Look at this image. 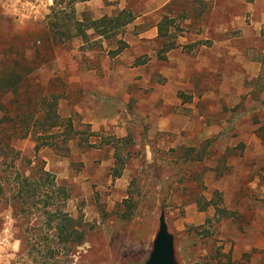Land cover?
I'll return each mask as SVG.
<instances>
[{
    "label": "rangeland",
    "instance_id": "rangeland-1",
    "mask_svg": "<svg viewBox=\"0 0 264 264\" xmlns=\"http://www.w3.org/2000/svg\"><path fill=\"white\" fill-rule=\"evenodd\" d=\"M54 1L61 3L55 11L62 9L72 22L122 10L133 18L102 39L92 29L85 38L57 35L55 59L38 76L45 84L55 73L49 89L73 130L69 138H46L53 144L37 152L33 136L13 141L25 157L43 160L69 192L64 211L86 231L72 264H145L161 214L176 264H264V67L246 74L240 56L225 54L220 45L216 60L209 50L213 38L231 40L243 53L244 35L258 48L250 62L264 64V0H212L209 7L172 0L160 8L159 0H0V14L9 21L4 30L42 31L54 20ZM247 3L255 10L248 12ZM204 11L203 20L216 29L202 24ZM152 28L157 36L161 28L162 36L152 38ZM140 31L146 32L142 39ZM172 49L188 58V81L177 88V100L164 76ZM197 56L205 67L192 75L187 65L195 67ZM103 68H139L151 76L129 84L130 72L121 74L113 106L110 94L85 95L74 81ZM87 109H98L106 121L87 122ZM6 168L0 163V171ZM5 198L0 196V264H29L18 239L22 229ZM124 199L140 200L126 223L119 219Z\"/></svg>",
    "mask_w": 264,
    "mask_h": 264
},
{
    "label": "trees",
    "instance_id": "trees-1",
    "mask_svg": "<svg viewBox=\"0 0 264 264\" xmlns=\"http://www.w3.org/2000/svg\"><path fill=\"white\" fill-rule=\"evenodd\" d=\"M60 4L54 1V20L42 31L20 33L11 26L4 30V22L9 21L0 14V163L8 167L0 171L3 173L0 196H6V208L18 222L19 232L22 229V239L21 236L18 239L29 264H72L76 247L86 236L82 223L64 211L69 199L66 187L59 185L45 169L43 160L25 157L13 145L15 140L33 136L37 152L40 145L53 144L46 138H69L73 130L71 122L59 116V97L49 89L55 73L45 84L38 73L53 63L58 34L66 40L85 38L86 30L92 29L97 36L106 37L122 22L127 24L133 19L122 10L114 17L72 22L63 19L62 9L55 11ZM71 26L77 30L75 33H71ZM159 36H162L161 28ZM28 46L32 47L29 55L26 54L30 50ZM122 204L125 210L119 219L126 223L135 215L140 200L124 199ZM217 208L218 212H224L223 208Z\"/></svg>",
    "mask_w": 264,
    "mask_h": 264
},
{
    "label": "crops",
    "instance_id": "crops-1",
    "mask_svg": "<svg viewBox=\"0 0 264 264\" xmlns=\"http://www.w3.org/2000/svg\"><path fill=\"white\" fill-rule=\"evenodd\" d=\"M201 2V4H204L206 6H210V4H212V0H199ZM51 2V1H50ZM159 2H161L162 4L159 6L160 7H164L166 6L167 4H169L170 2H172V0H159ZM193 1L190 0L189 1V4H191ZM49 5V3H47ZM247 11L248 12H251L253 10H255V7L254 5H252L251 3H247ZM202 15V24H206L205 26H208L211 30L213 29H216V25H212L211 27V24H207L205 20H203V17L205 16V11L201 14ZM264 16V14H262ZM185 22H189V20L186 19ZM263 24H264V21H263ZM263 24L260 22V23H257L254 28H258V33L256 35L259 34V32L261 31V29L263 28ZM249 27H247L248 29ZM203 29H206L203 27ZM207 31V29H206ZM146 32H139L138 33V36L137 38L138 39H142L144 36H146L145 34ZM150 33H151V37H158L157 36V31H156V28H152L150 29ZM154 33V34H153ZM97 39H102L103 36H96ZM210 38V37H209ZM209 38H206L209 39ZM249 37H246V36H242L241 39H242V42H243V48L246 47L247 50L243 51L242 52H238V51H234L235 47H233L231 45V40L229 41H219L217 42L216 40H214L213 38H210V42H211V47L209 48L210 50V53H211V57L216 60H218L220 54L218 52V48L220 47V45H222L221 48L225 49L226 50V53L227 55L229 56H240L238 58H241L243 61H244V66L243 68L245 69V73L246 74H250V71H251V68H255L257 69V72L260 70V67L263 66L264 67V64H262L261 62H256V63H252L250 62L252 60V57H251V54L253 52H256L258 51V48L253 46L252 42L250 39H248ZM183 40H186V39H183ZM187 44V42L185 43ZM173 49L172 50H169L166 54V58L169 62L168 67L164 73V76L166 77V82H165V85L169 87V94L173 95L175 97V100H177V97H176V90L177 88L181 85H186L187 84V75H189L187 72H186V69L183 68V61L185 62H188V58L186 59V57H184L185 59H183V57H178V56H175L174 53H173ZM247 53V54H246ZM119 54H116L112 60L114 59H117L119 58L118 57ZM178 57V58H177ZM107 58V56H106ZM258 59V58H257ZM194 60H199V63H195V67L191 68L189 65L188 68L191 70V74L194 75L196 74V72L202 70V68L205 67V64H202L201 60H200V56H197ZM174 61V62H173ZM258 61V60H257ZM174 63V64H173ZM173 64V65H171ZM185 64V63H184ZM186 66V67H187ZM185 67V68H186ZM185 70V71H184ZM89 74L88 76L89 79L88 80H83L81 81V79H79V77L75 78L74 81L75 82H81V83H78L79 86H81L82 88V93L83 94H91L93 92L97 93V94H100L102 95L103 93H108L110 94V97L108 99L111 98V100L113 99L112 101V104L113 106H116V97H117V94L118 92L120 91V89L122 87H120V82L121 81L119 78L120 76H122L121 74L125 73L127 74L128 72H130V75L132 76V79L130 81L129 84H133V83H137L138 81H143V79H147L149 80L150 75H146V74H143L142 70H140L139 68H131L127 71H124V70H119V69H116V68H112V69H106V68H103L102 71H96L95 70H91V71H88ZM258 74V73H257ZM256 76V75H255ZM91 78V80H90ZM113 78V79H111ZM117 79H119V81H117ZM104 80V83H102L101 81ZM185 81H186V84H185ZM166 86L163 87L164 91L166 90ZM76 106V104H75ZM86 109V108H85ZM88 110V109H87ZM89 111V110H88ZM88 118L89 120H87V122L89 123H94L95 121H97V118L98 117H102L103 121H106V117L105 115H100L98 113V109L95 111V110H91L88 112ZM114 116V115H113ZM116 117V116H115Z\"/></svg>",
    "mask_w": 264,
    "mask_h": 264
},
{
    "label": "water",
    "instance_id": "water-1",
    "mask_svg": "<svg viewBox=\"0 0 264 264\" xmlns=\"http://www.w3.org/2000/svg\"><path fill=\"white\" fill-rule=\"evenodd\" d=\"M145 264H176L173 258L172 236L167 231L163 214L159 218V228L153 241V248Z\"/></svg>",
    "mask_w": 264,
    "mask_h": 264
}]
</instances>
